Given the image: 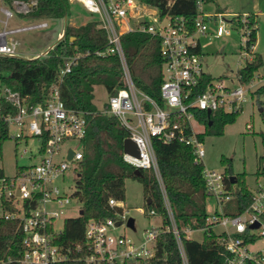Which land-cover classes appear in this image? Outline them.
<instances>
[{"label":"built area","instance_id":"1","mask_svg":"<svg viewBox=\"0 0 264 264\" xmlns=\"http://www.w3.org/2000/svg\"><path fill=\"white\" fill-rule=\"evenodd\" d=\"M81 4L88 12L97 15L98 27L106 33L107 44L96 51L100 56L117 54L122 63L125 86L108 96L104 112L116 117L138 149V156L123 152V160L139 170H151L162 186L151 139L178 141L189 146L194 161L201 163L207 198L214 201L205 217L204 231L221 227L222 243L227 264H261L264 248L252 249L246 241L253 236L264 237V182L251 189V200L243 212L227 215L224 206L233 198L234 190L228 188L223 171L209 169L203 164V141L194 128L196 114L207 116L218 111L240 112L256 85L264 84L258 70L248 82H242L238 71L234 77L215 79L203 63L202 41L230 35L240 36V46L247 56L254 48L251 31L256 22L248 12H209L205 0H196V15L191 22L183 16L161 14L147 0H68ZM175 0H166L169 8ZM37 0H0V56L24 57L19 50L16 35L42 29L45 19L30 18ZM11 20L24 24L9 27ZM27 22V23H26ZM133 22V25L130 23ZM229 25L230 28H226ZM128 32L146 33L160 40L162 82L160 103L133 84L125 64L121 36ZM46 55L36 54L30 58ZM26 58V57H25ZM28 58V57H27ZM76 57L68 59L60 70L58 82L70 72ZM258 81V84L256 81ZM0 99L15 107L14 115L4 120L15 127L16 143H26L28 138L39 141L35 152L23 148L20 157L27 155L26 165L15 167L11 176L0 177V219L15 221L20 233V249L14 259L0 260V264H55L67 261L72 253L80 254L83 264H124L129 260H146L155 254V239L160 232L170 231L182 252L179 230L163 194L171 225L165 228L145 229L140 239L115 230L128 222L127 210L122 201L110 198L111 207H121L115 219H89L84 224L83 243L69 247L60 243L67 218L80 215L81 203L75 193L78 162L82 157L80 140L87 131V111L68 108L60 99L57 84L51 87L45 103L28 106L27 98L18 91L0 87ZM201 123V122H200ZM78 140L80 149L68 146ZM69 150L73 151L67 158ZM264 160V149L261 156ZM73 173V176H71ZM74 185L68 184V179ZM79 203L80 205H74ZM207 210V209H206ZM75 211V214L69 213ZM151 215H155L150 210ZM116 222H120L116 225ZM258 223L257 227H252ZM196 230L186 229L190 234ZM187 236L189 237L190 235Z\"/></svg>","mask_w":264,"mask_h":264},{"label":"trees","instance_id":"2","mask_svg":"<svg viewBox=\"0 0 264 264\" xmlns=\"http://www.w3.org/2000/svg\"><path fill=\"white\" fill-rule=\"evenodd\" d=\"M210 2L212 0H205ZM156 6L161 14L183 16L191 22L196 15V0H175L169 8L166 0H147ZM70 12L68 0H37L36 9L28 14L30 18L62 19ZM251 40L255 42L256 29L251 31ZM105 31L96 21H88L79 26L66 24L62 36L50 47L46 55L35 58L0 56V82L11 90L18 91L27 98L28 106L45 103L51 87L57 84L60 99L68 108L87 111V131L80 140L82 157L78 162L75 180V195L81 203V215L67 218L60 237V243L71 250L74 245L83 243L84 224L89 219H115L121 207H111L110 198L124 201L125 180H138L143 187L144 205L161 218V228L171 225L168 208L176 228L179 230L182 252L172 232H160L155 239V254L146 260H129L124 264H227L222 237L214 231H204L200 241L190 238L186 229L198 230L205 226L206 185L202 177V164L194 161L189 146L178 141L151 139L152 149L161 178L159 184L151 170H140L123 160V140L126 130L118 119L97 109L93 103L95 85H102L108 95L114 94L125 86L121 60L117 54L106 56L95 52L105 48ZM125 64L136 88L160 103L159 89L162 82V62L159 47L160 40L146 33L128 32L121 36ZM71 57H76L70 72L58 82L60 70ZM262 67L264 58L254 53L252 58L238 70L242 82H248L254 73ZM264 93V84L253 91ZM15 107L0 99V158L2 145L9 138V125L4 120L14 115ZM239 112L218 111L207 116L206 112L196 114L197 121L204 124V131L198 134L203 141L206 135H221L224 126L233 123ZM225 166L224 180L230 190L234 183L237 188L233 198L226 203L227 215L244 211L251 200V189L245 183V174L232 172L231 159L222 157ZM4 175L0 168V177ZM235 176L232 182L231 176ZM256 176L264 178V168L258 167ZM264 218V217H263ZM260 237L253 236L246 241L254 243ZM20 249V233L15 221L0 219V260L14 259ZM71 259L55 264H83L80 254L72 253ZM13 264V263H8Z\"/></svg>","mask_w":264,"mask_h":264},{"label":"rangeland","instance_id":"3","mask_svg":"<svg viewBox=\"0 0 264 264\" xmlns=\"http://www.w3.org/2000/svg\"><path fill=\"white\" fill-rule=\"evenodd\" d=\"M209 12H229L251 14L252 21L256 22V36L254 48L247 56L243 55L244 49L240 46V36L231 31L230 35H224L217 39H204L202 41L203 63L207 66L205 70L215 79H226L234 77L237 71L242 68L254 53L264 58V0H212L206 4ZM97 15L88 12L81 4L70 1V12L66 18L45 19L47 26L42 29L26 31L16 35L20 41L19 50L24 57H32L36 54H43L62 36L63 28L66 24L79 26L88 21H95ZM22 20H11L9 27L24 24ZM27 23V22H26ZM133 25V22L130 23ZM230 28L229 25H225ZM264 78V69H258ZM256 81V80H255ZM258 83V81H256ZM260 84V83H258ZM261 86V85H260ZM0 87H3L0 82ZM251 90L248 99L243 105L233 123L226 124L221 135H206L203 139L205 155L203 164L209 169L225 171V166L221 163V158L231 159L232 172L234 174L244 173L245 183L253 189L256 180L264 182L262 176H256L258 167L264 168V160L260 157L264 149V93L256 95ZM93 103L98 110L104 112L108 93L102 85H95L93 90ZM261 109V110H260ZM105 113V112H104ZM197 132L204 131V124L194 122ZM9 138L2 145V155L0 158V168L7 176L13 175L16 165H26L29 160L27 155L20 157L22 149L27 148L32 152L39 145L36 138H28L27 142L16 143L13 138L15 127L9 126ZM68 146L80 149L78 140H71ZM73 176V173H71ZM68 184L74 185V180L69 178ZM237 184L234 183L232 189L235 191ZM127 210V217L132 219V224L121 226L115 233L126 234L134 239H140L145 229L161 226L159 215H149L144 205V193L142 184L136 180L128 178L125 180V198L123 201ZM214 201L211 198L206 200L207 211L211 210ZM74 205H80L75 203ZM69 213L75 214V211ZM215 232H220L221 227H214ZM188 234V233H187ZM189 237L201 240L203 230L191 232ZM254 244V245H253ZM253 245V246H252ZM252 249L264 248V237H260L251 244ZM264 264V261L261 263Z\"/></svg>","mask_w":264,"mask_h":264},{"label":"water","instance_id":"4","mask_svg":"<svg viewBox=\"0 0 264 264\" xmlns=\"http://www.w3.org/2000/svg\"><path fill=\"white\" fill-rule=\"evenodd\" d=\"M261 110V109H260ZM122 148H123V152L124 153H127V154H131V155H134V156H138V149L136 147V145L134 144V142L129 139V138H125L123 140V144H122ZM73 154V151L72 150H69L68 152V156L67 158H71ZM134 173L137 175V176H140L141 175V171L139 169H135L134 170ZM235 176L232 175L231 176V180L232 182L235 181ZM83 213L82 210H80L79 214L81 215ZM120 222H116V225H119ZM128 225H131L132 224V219L131 218H128V222H127ZM258 226V223H256L255 225H253L252 227H257Z\"/></svg>","mask_w":264,"mask_h":264},{"label":"crops","instance_id":"5","mask_svg":"<svg viewBox=\"0 0 264 264\" xmlns=\"http://www.w3.org/2000/svg\"><path fill=\"white\" fill-rule=\"evenodd\" d=\"M257 182H258V180H256V183H257ZM198 241H200V240H198ZM253 245H254V244H253ZM253 245H252V246H253ZM256 249H260V248H256ZM256 249H254V250H256Z\"/></svg>","mask_w":264,"mask_h":264}]
</instances>
